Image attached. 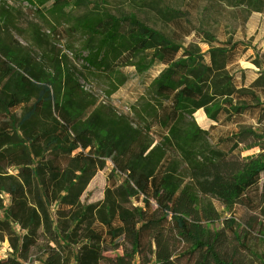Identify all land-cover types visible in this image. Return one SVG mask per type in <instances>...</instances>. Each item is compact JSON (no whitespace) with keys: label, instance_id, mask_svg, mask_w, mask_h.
<instances>
[{"label":"trees","instance_id":"trees-1","mask_svg":"<svg viewBox=\"0 0 264 264\" xmlns=\"http://www.w3.org/2000/svg\"><path fill=\"white\" fill-rule=\"evenodd\" d=\"M21 1L43 24L60 31L70 55L104 87L105 97L137 81L130 105L117 100L154 141L163 144L168 136L183 134L198 145L219 126L236 128L205 153L201 149L192 168L203 170L207 159L223 164L252 149L259 153L253 154L254 162L243 176L229 179L238 184L229 192L218 176H209L206 184L200 180L204 176L187 174L189 162L185 169L179 160L165 164V144L159 158L142 159L147 146L124 166L119 154L113 156L123 138L116 146L113 133L101 139L99 132L84 125L88 117H71L65 106L49 103L44 94H31L30 84L21 86L20 101L11 81L0 83V194L7 192L11 198L7 215L0 220V241L9 237L14 248V257L0 264H22L18 258L31 256H37L40 264H243L229 249L238 228L234 207L238 203L264 217L262 57L257 52L247 56L254 69L237 68L249 46L217 40L159 0ZM113 1L122 6L115 7ZM217 1L264 15V0ZM139 15L166 24L180 38L150 26ZM191 35L199 42H180ZM3 73L0 69V76ZM32 98L35 105L29 109ZM20 105L22 116L16 117L13 111ZM199 111L203 125L193 117ZM90 124L97 126L94 119ZM76 148H89L97 163H89V156L72 155ZM103 159L113 161L125 178L107 189L100 203L82 205L83 185ZM9 166L16 172L13 176L7 174ZM140 196L142 206L136 207L132 199L138 201ZM220 203L226 205L225 213ZM246 215L245 224L250 226L253 215ZM221 217L225 225L210 232L209 224ZM13 225L26 230V235L20 239ZM38 236L45 245L37 244ZM118 248L121 255L103 257L105 251Z\"/></svg>","mask_w":264,"mask_h":264},{"label":"rangeland","instance_id":"rangeland-1","mask_svg":"<svg viewBox=\"0 0 264 264\" xmlns=\"http://www.w3.org/2000/svg\"><path fill=\"white\" fill-rule=\"evenodd\" d=\"M159 1L167 8L178 11L183 16V20H188L191 26L212 34L217 40L240 41L249 46L250 50L242 56L237 68L254 69L247 56L253 57L256 52L264 60V15L235 10L217 0ZM113 2L115 7L122 6ZM139 17L165 34L180 38V35L173 33L172 28L166 24L149 21L145 15H139ZM180 42L198 43L199 40L191 35L181 38ZM67 46L68 42L63 39L60 31L43 24L26 3L21 0H0V69L4 72L0 76V83L5 84L11 81L13 94L18 100L23 99L21 86L30 84L34 89V92H30L31 94H44L49 97V103L57 102L65 106L63 109L67 110L71 117H88L84 125H87L94 133L99 132L101 139L113 133L116 138L114 146H116L123 138V142L115 149L113 156L116 157V154H119V159L124 166L137 158L138 153L140 154V151L147 146L149 151L142 154L141 158H159L166 145L168 149L163 156L165 164H174L179 160L180 168L185 169V164L189 162L187 174L189 172L190 176L191 174L204 176L205 178L202 177L200 180L206 184L209 176H218L228 185L224 188L227 192L230 189L233 191V187L238 186L233 180L229 182V179L235 180L243 176L245 169L253 164V154L259 153L258 149H252L241 157L228 160L223 164L207 159L203 170H198L197 167L192 168L190 165L192 160L202 153L201 149L205 153L218 138L234 132L236 128L219 126L210 132L208 140L198 145L191 143L183 134L168 136L163 144L156 142L147 135L143 126L135 123L130 110L118 101L127 105L134 101L137 81L132 80L111 98H107L102 93L104 87L99 86L91 78L90 73L80 61L73 59ZM30 100L27 108L33 109L35 99ZM69 105H72L71 108ZM39 111L40 109L37 108L36 112ZM13 112L14 116L21 117L23 106H18ZM193 117L197 124H204L201 111L195 113ZM92 119L97 126L93 127L90 124ZM248 125L259 129L253 121H248ZM261 127L264 128V122ZM192 146H196V149L193 150ZM76 153L81 156L82 151L77 150ZM96 157L98 156L93 155V158ZM111 168L112 164L107 162L106 169L98 172L90 182L89 202L97 201L102 197V191L107 185L106 176ZM189 181L192 185L194 180L189 178ZM234 208L233 213L238 228L235 230V236H232L236 238L234 243L229 245L231 256L234 258L236 255L238 262L243 264H264V217L258 218L238 203ZM245 214L253 215L250 226L245 224V218H243ZM243 243L244 245L240 246ZM108 255L112 256V254Z\"/></svg>","mask_w":264,"mask_h":264},{"label":"flooded vegetation","instance_id":"flooded-vegetation-1","mask_svg":"<svg viewBox=\"0 0 264 264\" xmlns=\"http://www.w3.org/2000/svg\"><path fill=\"white\" fill-rule=\"evenodd\" d=\"M27 107H28V105H27ZM77 150L78 151H82L81 156H89L90 157V159H87V161L89 163H92V164L97 163V162H94V160H91V156L88 154L89 148H86V149L76 148L72 152V155H78V156H80V154L76 153ZM102 162H103V164L102 165L100 164V167L98 165V168L95 169V173L90 178H88L85 181L84 185H83V187H84L83 188V192L79 196V202L82 205H94V204L100 203L103 200V198H104L105 191L107 189L111 188L112 186L119 185L121 183L122 179L125 178V175H123L121 173L120 169L115 166V164L113 163V161H111L110 159H103ZM107 162H110L112 164V168L107 173V176H106L107 185L105 186V188L102 191V197L99 200H97V201L89 202L88 201L89 198H90L89 197L90 196V194H89L90 192L88 191L89 184H90V182L92 181V179L95 177V175L98 172H101V171H103V170L106 169ZM6 169H7V174L10 175V176H13L16 173L13 170V166H9ZM142 198H143V196H140V199L138 201L132 199V204L134 206H136V207H141L142 206V201H141ZM0 200H1L0 220H3L4 217L7 215L6 210L8 209V207L11 204V198H10L9 193L2 192L0 194ZM51 209H52L51 215L55 219V206L52 205L51 206ZM13 226H14L15 231L19 235V238L20 239L24 235H26V233H27L26 230L21 229L18 225H13ZM19 242H21V240L18 241V244H19ZM11 243L12 242L9 239V237H4V239L2 241H0V262L6 261L7 259L14 257V248L12 247V244ZM37 244L38 245H42V244L45 245L44 238L41 237V236H38ZM49 246L54 247V243L50 242L49 243ZM108 254H112V256H110ZM121 254H122V250H121V248H118L116 251H105L102 255H103V257L113 259L116 255H121ZM18 260L22 264H40L37 256H31V257H28L25 260H22V259H19L18 258Z\"/></svg>","mask_w":264,"mask_h":264},{"label":"bare ground","instance_id":"bare-ground-1","mask_svg":"<svg viewBox=\"0 0 264 264\" xmlns=\"http://www.w3.org/2000/svg\"><path fill=\"white\" fill-rule=\"evenodd\" d=\"M216 196L217 195H215L213 197V203L214 204H215V200L214 199H216ZM208 199L211 200L212 198H208ZM220 204H221L222 211L225 213L226 212V209H227L226 205H224L222 203H220ZM226 218H228V217H226ZM223 220H224L223 217H221L218 221L214 222L213 224H209V226L207 227V229L210 232H216V231H218L223 225H225V223H224Z\"/></svg>","mask_w":264,"mask_h":264}]
</instances>
